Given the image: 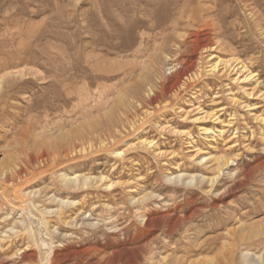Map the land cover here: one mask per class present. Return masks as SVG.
Segmentation results:
<instances>
[{"label":"rangeland","instance_id":"obj_1","mask_svg":"<svg viewBox=\"0 0 264 264\" xmlns=\"http://www.w3.org/2000/svg\"><path fill=\"white\" fill-rule=\"evenodd\" d=\"M0 30V264H264V0H0Z\"/></svg>","mask_w":264,"mask_h":264},{"label":"bare ground","instance_id":"obj_2","mask_svg":"<svg viewBox=\"0 0 264 264\" xmlns=\"http://www.w3.org/2000/svg\"><path fill=\"white\" fill-rule=\"evenodd\" d=\"M154 1V0H153ZM167 1H169V0H167ZM188 2H189V0H188ZM58 3V2H57ZM148 3V2H147ZM153 3V2H152ZM164 3V2H163ZM169 3V2H168ZM165 4V3H164ZM172 4V3H171ZM168 5L169 4H167V7H168ZM56 6V5H55ZM162 6V5H161ZM160 11V10H159ZM159 11H157L156 13L158 14L159 13ZM162 11V10H161ZM160 11V13L162 14V12ZM168 11V10H167ZM192 13V12H191ZM183 14V13H182ZM62 15V14H61ZM181 15V14H180ZM185 16H186V14H185ZM178 17H179V15H178ZM177 17V18H178ZM181 17V16H180ZM188 17H190V16H188ZM191 18H194V16L193 17H191ZM260 18V17H259ZM68 19V18H67ZM178 22H180V19H179V21ZM2 24V23H1ZM176 24H178V23H176ZM41 25V24H40ZM162 25V24H161ZM20 28V27H19ZM32 30V29H31ZM1 31V30H0ZM31 32V31H30ZM180 36V35H179ZM178 36V37H179ZM166 37H168V36H166ZM108 38V37H107ZM164 39V38H163ZM169 40H170V38H168ZM169 40H168V42H169ZM166 41V40H165ZM214 42V41H213ZM160 45V44H159ZM191 45V44H190ZM190 45H188V46H190ZM211 45V44H210ZM215 45V44H214ZM162 46V45H161ZM166 46V45H165ZM190 47H192V46H190ZM216 47H211L210 46V49H215ZM191 49V48H190ZM186 50H189V49H186ZM209 50V49H208ZM216 50H217V48H216ZM183 51V50H182ZM211 51V50H210ZM157 52V51H156ZM161 54V53H160ZM149 57V56H148ZM214 57H215V55H213V53H210L209 54V60H210V64L208 65V69H207V72L209 73V74H212V75H214V73H219V72H221V71H229L230 72V74L232 73L233 74V76H232V79H233V81H238V83L239 82H247L248 80H250L251 78H252V76H253V72L252 71H250V69L248 68V66L246 65V63L245 62H243V61H238V59L236 58V59H225V58H223V59H220L221 57H217V59H214ZM151 58H153V57H151ZM17 59V58H16ZM92 59V58H91ZM157 59V58H156ZM213 59V60H212ZM87 63V62H86ZM167 65V64H166ZM90 66V65H89ZM169 66H171L170 64H169ZM179 68H183V66L180 64V63H173V65L169 68L170 70H172V71H177ZM223 72H221V73H223ZM226 72H225V74H226ZM173 73V72H172ZM220 73V74H221ZM229 74V75H230ZM192 75H196V73H194L193 72V74ZM186 76V75H185ZM187 78H189V77H187ZM231 78V77H230ZM254 78V77H253ZM161 79V78H160ZM187 80V79H186ZM5 83V82H4ZM185 83V82H184ZM184 83H182V84H184ZM147 85V84H146ZM150 85V84H149ZM259 86V85H258ZM182 87V86H181ZM254 89H255V87H254ZM245 90V89H244ZM255 91V90H254ZM253 91V92H254ZM260 91V90H259ZM138 92V91H137ZM136 92V93H137ZM246 92V91H245ZM252 93V92H251ZM250 93V94H251ZM256 93H257V91H256ZM263 93V92H262ZM261 93V94H262ZM122 94H123V92H122ZM139 94V93H138ZM249 94V95H250ZM146 95V94H145ZM256 95V94H255ZM258 96H261L260 94L258 95ZM147 97H148V95H147ZM154 97V96H153ZM158 97V96H157ZM121 98H122V96H121ZM234 98V97H233ZM153 99V98H152ZM157 99V98H156ZM198 99V98H197ZM121 100V99H120ZM143 101V100H142ZM233 101V100H232ZM133 102V101H132ZM156 102V101H155ZM131 103V102H130ZM133 104V103H132ZM135 104H136V102H135ZM154 104V103H153ZM140 105V104H139ZM164 106V105H163ZM247 106V105H246ZM136 107V106H135ZM194 108H190V110L188 109V110H186L185 111V109H184V111H182L183 110V108H182V110H179V111H182L183 112V114H185V116L187 117L188 116V114H193V112H195L194 113V115L196 114V113H198L199 115H197L195 118H193V120H195V121H198V122H203V121H208V119L209 120H211V119H213L214 121L215 120H218L219 119V116H217V113H215L214 111H210V110H203V108L201 107V105H194L193 106ZM243 107V106H242ZM143 108V107H142ZM134 109V108H133ZM148 113V112H147ZM135 114V113H134ZM151 114V113H150ZM260 115V114H259ZM190 117V116H189ZM192 117V116H191ZM190 117V118H191ZM194 117V116H193ZM261 117V116H260ZM189 118V119H190ZM257 119L259 118L258 117V115H257V117H256ZM262 119H263V121H264V118H260L259 120H261L262 121ZM165 125V124H164ZM115 127V126H114ZM166 127V126H165ZM165 127L164 126H161V128H163V129H160V130H162V131H164V129H165ZM167 127H169V125L167 126ZM124 129V128H123ZM166 129H168V128H166ZM173 129H175V128H173ZM171 130V129H170ZM203 131H205V133H210V132H212V129L210 128V127H203ZM222 131V130H221ZM108 132V131H107ZM106 132V133H107ZM184 132H186L185 130H183L182 131V133H183V135L185 134ZM188 132V131H187ZM175 133H176V131H175ZM181 133V132H180ZM176 134H178V131H177V133ZM186 135V134H185ZM188 135V134H187ZM81 137V136H80ZM85 138V137H84ZM99 139V138H98ZM80 140V139H79ZM141 142L144 144H147V145H149V146H156L155 144H156V142L152 139H150L149 141H147L146 139H142L141 140ZM141 143V144H142ZM129 145V144H128ZM134 145V144H133ZM80 146H82V145H80ZM80 146L78 147H76L75 149H77V148H79L80 149ZM142 146V145H141ZM127 147V146H126ZM130 147V146H129ZM193 147V146H192ZM85 149V148H84ZM91 150V149H90ZM126 150V148L123 150H118L117 151V154L118 155H122L123 154V156L126 154L125 152H127V151H125ZM129 150V149H128ZM195 151H196V156H199L200 154H201V149L199 148V147H197L196 149H194ZM81 151V150H80ZM164 151V150H163ZM161 152V151H160ZM80 153V152H79ZM125 153V154H124ZM158 153V152H157ZM165 153V152H164ZM166 154V153H165ZM171 155V154H170ZM193 155V154H192ZM194 155V156H195ZM210 159H211V157H209ZM216 159V161L215 162H217V166H216V170L217 171H219V172H221L222 171V169H223V167L224 166H228L229 165V163H231L233 160L232 159H225V158H223V159H220L219 157H215ZM199 159H200V157H199ZM205 159H208L207 158V156H203V157H201V160H205ZM212 160V159H211ZM0 166H1V164H0ZM14 168V167H13ZM215 168V167H214ZM213 168V169H214ZM4 170V169H3ZM2 171V170H1ZM9 172V171H8ZM4 173V172H3ZM76 173V172H75ZM241 173V172H240ZM221 174V173H220ZM188 175L187 174H185V173H183V172H181V171H179L178 173H176V174H172V175H169V178H176V180H186V179H188L189 181L188 182H195L196 180H198V179H200V180H204L205 178H203V177H201V178H199L198 176H197V174L196 175H192V176H189V178H186ZM239 176V175H238ZM61 182L62 183H64L65 185H67V186H72V187H74V189L75 188H78V189H84V188H88L89 187V185H90V183L92 182V183H94L93 181H95V180H98V181H104V180H106L105 179V176H100V178L98 177V179H97V177L96 176H89V175H85V174H73V175H69V174H66V173H62L61 174ZM186 178V179H185ZM215 178V177H214ZM213 178V179H214ZM217 178V177H216ZM218 179V178H217ZM14 180V179H13ZM242 180V179H241ZM98 181H96V182H98ZM199 181V180H198ZM239 181V180H238ZM197 182V181H196ZM213 182H215V180L213 181ZM210 183V182H209ZM95 184V183H94ZM106 184V183H105ZM210 186V185H209ZM234 188V187H233ZM73 189V188H72ZM225 189V188H224ZM228 191V190H227ZM32 192V191H31ZM37 192V191H36ZM47 194V193H46ZM29 195V194H28ZM60 204H65V205H68V204H72V205H74V204H76V202L77 201H71V200H69V199H67L66 201L65 200H63V199H61L60 200ZM79 213H81V212H79ZM74 219V218H73ZM72 221V220H71ZM18 223H20V222H18ZM248 251V250H247ZM233 252V251H232ZM232 252H230V253H232ZM233 254V253H232ZM243 254V253H242ZM248 254H250V253H248L247 252V254H245V252H244V258H249V255ZM260 256V255H259ZM258 256V258L257 259H248V262L250 263V264H256V263H259V262H261V260H262V258L261 257H259ZM252 257V256H251ZM263 257H264V255H263ZM256 258V257H255ZM245 260V259H244ZM247 260V259H246ZM242 261V260H241ZM251 261V262H250ZM263 261H264V258H263ZM245 262H247V261H245ZM244 262V263H245ZM245 264H248V263H245ZM260 264V263H259Z\"/></svg>","mask_w":264,"mask_h":264}]
</instances>
